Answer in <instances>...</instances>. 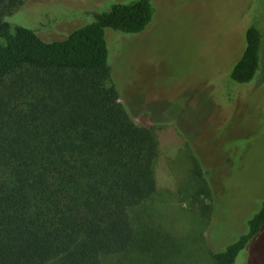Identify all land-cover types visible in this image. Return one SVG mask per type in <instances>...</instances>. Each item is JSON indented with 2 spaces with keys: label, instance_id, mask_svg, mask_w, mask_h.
Listing matches in <instances>:
<instances>
[{
  "label": "trees",
  "instance_id": "1",
  "mask_svg": "<svg viewBox=\"0 0 264 264\" xmlns=\"http://www.w3.org/2000/svg\"><path fill=\"white\" fill-rule=\"evenodd\" d=\"M24 10V1L0 0V264H190V238L174 231L146 227L152 246L141 249V217L173 215L154 210L161 190L154 165L165 164L161 128L146 117L138 124L111 82L106 29L141 34L154 0H115L60 38L40 34L52 23L47 13L34 27L15 22ZM263 50L264 32L248 25L224 87L252 84ZM164 172L171 179L164 191L211 213L203 169L184 185ZM263 228L264 200L248 230L212 252L214 262L236 264Z\"/></svg>",
  "mask_w": 264,
  "mask_h": 264
},
{
  "label": "rangeland",
  "instance_id": "2",
  "mask_svg": "<svg viewBox=\"0 0 264 264\" xmlns=\"http://www.w3.org/2000/svg\"><path fill=\"white\" fill-rule=\"evenodd\" d=\"M21 1L26 10L15 13V22L34 27L47 13L52 23L46 21L40 34L60 38L115 0ZM154 5L141 34L106 29L119 101L138 124L146 117L155 130L161 128L165 164L154 165L161 189L154 210L173 215L144 216L139 224L190 238V264H216L212 252L245 233L264 200V64L249 86L222 83L242 54L247 26L256 24L264 32V0H154ZM197 166L211 191L204 200L212 204L208 215L184 193L163 190V183H171L166 169L184 185L189 174L197 179L191 173ZM147 228L141 244L145 253L152 246ZM236 264H264V228Z\"/></svg>",
  "mask_w": 264,
  "mask_h": 264
}]
</instances>
